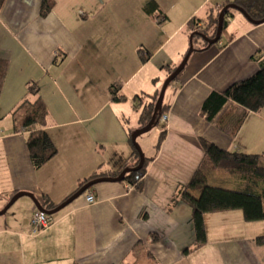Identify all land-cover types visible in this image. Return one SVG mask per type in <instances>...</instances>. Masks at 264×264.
<instances>
[{"label":"crops","instance_id":"crops-1","mask_svg":"<svg viewBox=\"0 0 264 264\" xmlns=\"http://www.w3.org/2000/svg\"><path fill=\"white\" fill-rule=\"evenodd\" d=\"M227 1L53 0L43 17L42 0H0V210L19 192L34 198L19 197L0 221V264H264L254 234H241L249 225L240 210L206 214L207 243L186 254L195 240L192 207L172 203L204 157L202 139L224 150L264 153V108L248 112L229 102L223 126L200 115L211 91L253 75L259 64L252 56L264 54V22L231 14L220 41L192 46L197 50L169 85L168 119L159 123L164 139L145 157L142 186L97 182L87 189L95 204L87 203L86 190L52 214L48 230L31 231L37 203L61 204L94 173L116 178L111 174L126 163L133 168L130 134L141 125L143 97L153 98L180 67L191 49L189 23L209 22ZM114 88L121 99L113 98ZM37 97L47 108L42 128L58 149L40 168L27 146L39 127L26 130L17 120L21 105ZM209 176L237 181L222 171Z\"/></svg>","mask_w":264,"mask_h":264},{"label":"trees","instance_id":"trees-1","mask_svg":"<svg viewBox=\"0 0 264 264\" xmlns=\"http://www.w3.org/2000/svg\"><path fill=\"white\" fill-rule=\"evenodd\" d=\"M229 3H235L241 6L253 19L258 20L264 17V0L227 1L225 4L221 5L216 16L214 18L211 17L209 22L198 25L196 20H192L189 23L188 27L191 29L192 37L191 48L194 47V40L197 36H202L206 40L204 48L200 49H206L209 46L214 45L209 44V41L216 36L220 12ZM53 5V0H42L40 11L41 16H47L51 12ZM231 9L234 8H229L226 11L224 27L227 24L226 18L229 16ZM195 50L197 49L194 48L193 51ZM139 52L141 53L143 60H147V57L143 56L142 49H139ZM252 60L259 64V69L253 75L244 80L230 84L222 91L213 90L209 93L200 110V115L204 119L211 123H217L219 126H223L226 122V117H224V114L221 115V113L229 102H234L235 104L244 107L248 112H260L264 108V54L257 52L252 56ZM176 70L177 67L173 68L170 75ZM4 72V68L0 67V80L3 79L2 76L4 75ZM179 75L175 79H177ZM1 82L2 81H0V95ZM114 89L113 98L115 100L121 99L117 96V89ZM29 90L35 95L38 94V90H34L33 86L29 87ZM159 96L160 93L153 95L154 100L144 106L140 116L141 125L138 129L147 126L152 121L155 111L156 115L151 127L159 125V123H161L160 119L162 115L167 114L169 105H167L164 100L159 103ZM20 109L21 114L17 117V120H20V128L28 130L36 126L39 127V129L30 132L27 138V146L35 167L40 168L43 164L51 160L58 152V149L49 136L48 131L42 128L46 124V105L40 97H37L35 102L32 103L25 101ZM242 120L235 128L233 134H235L241 126ZM132 134H130V141L134 147L132 167H135L139 164L140 155L132 142ZM164 134L165 132L162 130L157 147H159L163 141ZM201 142L205 154L200 165L194 172L188 184L181 187L172 198V203L183 200L188 202L192 207V223L195 240L192 247H188L184 250L186 254L207 243L205 215L208 213L241 210L243 212V217L247 222L264 220V153L248 154L244 152H234L224 150L206 139H202ZM149 161L150 159L145 158L144 166L140 170H130L125 175L124 180L136 184L140 188L142 186L141 179ZM126 166H128L127 163L122 166L121 171L111 175L119 176ZM214 171H222L232 176L238 181L239 188L228 189L209 184V174ZM107 175L109 174L105 172L94 173L89 179L82 181L76 191H74L69 197L75 194L89 181ZM191 191L198 192V195H192ZM41 205L47 209H53L60 205V203L53 204L49 201H44ZM50 216L53 218L52 215ZM260 239L261 240L257 238L259 244L263 241L264 237Z\"/></svg>","mask_w":264,"mask_h":264},{"label":"water","instance_id":"water-1","mask_svg":"<svg viewBox=\"0 0 264 264\" xmlns=\"http://www.w3.org/2000/svg\"><path fill=\"white\" fill-rule=\"evenodd\" d=\"M229 8H234V9H237L239 10L241 13L244 14V16L249 19L252 23H255V24H259V23H262L264 22V17L262 19H253L245 10L244 8H242L241 6L235 4V3H229L227 4L220 12V16H219V23H218V27H217V32H216V36L212 39H210L209 41V44H216L220 41L221 39V35H222V32H223V28H224V18H225V15H226V11L229 9ZM194 50V48H191L187 55L185 56L183 62L181 63L180 67L171 75L167 78V80L165 81L164 83V86H163V89L160 93V96H159V103L162 102L164 100V96H165V92H166V89L168 87V85L178 76V74L180 73V71L182 70V68L185 66L186 62H187V59L189 57V55L192 53V51ZM158 103V105H159ZM158 105H157V108H158ZM155 115H156V111H155V114H154V117L152 119V121L145 127L141 128V129H137L136 131L133 132L132 134V142L133 144L135 145V147L137 148L138 152H139V155H140V161H139V164L133 168H125L118 177L116 178H108V177H101V178H98V179H94L92 181H89L87 184H85L79 191H77V193L73 194L71 197H69L66 201H64L63 203H61L60 205H58L57 207L53 208V209H47L45 207H43L41 204H38V207L39 209L46 213V214H49V215H52V214H55L57 213L58 211H60L62 208H64L66 205H68L69 203H71L75 197L79 194H82L84 191H86L89 187H91L92 185L96 184L97 182H100L102 180H105V179H110V180H116V181H123L124 180V177L125 175L130 171V170H140L143 166H144V163H145V155L142 151V149L140 148L139 144L137 143V137L147 131H149L151 129V126H152V123L154 122V119H155ZM24 195H29L30 197L33 198V195L30 194V193H24V192H19L17 193L16 195H14V197L9 201V203L5 206V208L3 210H0V215L6 213V211L12 206V204L21 196H24ZM34 199V198H33Z\"/></svg>","mask_w":264,"mask_h":264},{"label":"rangeland","instance_id":"rangeland-1","mask_svg":"<svg viewBox=\"0 0 264 264\" xmlns=\"http://www.w3.org/2000/svg\"><path fill=\"white\" fill-rule=\"evenodd\" d=\"M230 14L231 16H234V15H238V17H244V14L241 13L239 10H236V9H231L230 10ZM205 38H203L202 36H197L194 40V45L196 47L202 45L204 42H205ZM170 76V75H169ZM167 80V79H166ZM165 80V81H166ZM165 81H163L162 85L160 86V90H159V93H161L162 89H163V86H164V83ZM170 88V87H169ZM167 87L166 89V92H165V95H167L170 91ZM151 96V95H150ZM168 96V95H167ZM148 96H144L143 97V100H144V105H146L149 101H152L154 100L152 97H150V100L147 98ZM141 100L140 99H137V102L138 104H140ZM162 126L159 124V125H154L153 127H151V129L141 135H139L137 137V143L139 144L140 148L142 149L145 157H150L151 154L153 153V151L156 149V146L158 144V140H159V137H160V134H161V131H162ZM208 182L209 184L211 185H216V186H221V187H224V188H229V189H238V182L237 181H231V179H229V182H222L219 181V183H216L213 179V177H210L208 178ZM11 208V207H10ZM8 209L6 211L5 214H2L0 215V221H2V219H7L10 217V214L12 213L13 209ZM241 211V210H240ZM249 225L248 227H244L242 229V233L243 235H253L254 234V237L255 238H259V240H261L260 238L264 237V220H259V221H253V222H247ZM246 228H249V229H246ZM236 230V229H235ZM237 232V230H236ZM211 235H216V233L212 232ZM259 243V242H257ZM260 247H263L264 249V239L263 241L259 244Z\"/></svg>","mask_w":264,"mask_h":264},{"label":"built area","instance_id":"built-area-1","mask_svg":"<svg viewBox=\"0 0 264 264\" xmlns=\"http://www.w3.org/2000/svg\"><path fill=\"white\" fill-rule=\"evenodd\" d=\"M168 119V114H163L160 121L165 123ZM86 201L88 204L93 205L97 202L94 193L90 190L85 192ZM53 224V218L42 211L37 212L31 219L32 234H38L48 230Z\"/></svg>","mask_w":264,"mask_h":264}]
</instances>
